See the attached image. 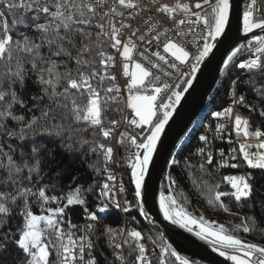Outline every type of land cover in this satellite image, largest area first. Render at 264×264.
I'll list each match as a JSON object with an SVG mask.
<instances>
[{"label": "snow or ice", "instance_id": "6c2138e0", "mask_svg": "<svg viewBox=\"0 0 264 264\" xmlns=\"http://www.w3.org/2000/svg\"><path fill=\"white\" fill-rule=\"evenodd\" d=\"M229 10V0L192 3L174 0L171 4L163 0H0V264H18L16 253L27 257L25 264H99L93 254L94 225L87 223L79 228L83 234L78 237L73 231L78 225L68 220L67 230L63 226L65 209L86 205L82 191L92 192L93 187L76 186L65 197L66 204L49 209L48 215H36L32 211L33 202L43 206L61 199L49 196L47 185L37 187L46 179L45 166L54 155L51 146L58 145L67 157L77 153L102 157L103 169L92 161L88 167L96 173L103 170L112 182L116 176L108 166L115 162L114 148L97 137L111 141L118 136L117 144L134 146L137 152L130 157L131 177L137 206L144 214L145 177L161 134L183 94L192 87L200 64L215 47L213 42L224 33ZM158 15L162 19L158 20ZM198 28L206 32L199 36L204 43L197 53L190 54L182 41L192 36L195 42ZM256 29L264 32V9L257 0H250L243 13V32L253 33ZM247 48L254 58L239 62L236 67L247 70L243 83L255 94L256 103L249 104L243 94L237 96L236 81H232V103L250 112L256 111L258 104L259 115L264 117V36L254 35ZM106 49H114L123 58V74L129 77L126 105L136 117L113 118L107 121V126L106 111L112 104L118 105L120 87L116 76L108 72V68L115 66L116 57ZM240 51L241 48H236L224 60V69ZM134 56L143 62H137ZM182 65H188L191 74L182 71ZM157 72L169 78L176 74L178 82L162 80ZM105 81L109 82L108 86ZM30 88L34 90L31 93ZM162 94H166L167 102ZM160 109L163 111L158 115ZM116 111L120 109L117 107ZM211 115L218 121H226L216 124V138H223L228 122L237 137L244 138L238 149H231L230 160L242 159L249 169L264 171V131H249V120L234 114V107ZM122 121L142 131L147 126L148 134L138 142L137 135L118 132ZM89 132L92 139L86 135ZM249 138L257 143H250ZM199 140L204 145L197 148V154L204 160L199 165L203 170L205 163L213 164L214 157L207 150L211 143L208 135H201ZM224 156L221 151L220 167H239V163H229ZM225 179L233 191H216L209 203H218L228 212L230 209L222 197H234L238 203L253 200L250 175ZM169 181L170 186L176 183L171 177ZM124 190L120 184L118 191ZM116 194L115 183L100 186L101 197L115 208L129 212L131 204L125 200L122 205ZM176 205L174 197L161 194L160 210L164 218L192 232L188 225L197 221ZM261 206L264 207V200ZM108 207L104 203L98 211L105 212ZM84 211L87 220H99L98 214L86 206ZM15 215L23 223L13 231L9 222ZM249 221L254 226L255 218L246 217L237 229L242 227L244 233H249L253 230ZM198 227L194 234L209 242L213 251L232 264H264V245L247 242L223 225L213 228L203 218ZM101 235L113 250L114 264H128L133 253H136L133 264H151L144 244L140 243L143 239L140 231L105 225ZM125 246L129 249L128 256L124 255ZM170 249V245L161 249L159 264H168L169 256L175 257L178 264H188L187 259Z\"/></svg>", "mask_w": 264, "mask_h": 264}, {"label": "trees", "instance_id": "16d2710c", "mask_svg": "<svg viewBox=\"0 0 264 264\" xmlns=\"http://www.w3.org/2000/svg\"><path fill=\"white\" fill-rule=\"evenodd\" d=\"M252 39L247 40L233 59L229 67L221 77L218 88H216L212 94L210 101L214 105V108H222L228 105L232 100V81H236L239 87L236 88L238 95L244 94L249 104L256 103L255 94L250 91L243 83L247 79V70H240L236 68V64L249 60L253 57V52L249 51L247 45ZM109 53L111 49H106ZM2 70V69H0ZM109 82L105 81V86H108ZM31 91H34L30 88ZM117 107L121 110V106L118 104H112L106 111L105 124L110 119H115L120 114V111H116ZM260 111V106L257 104V110ZM264 130V125L262 127ZM89 139H92V133L86 134ZM103 141L102 137H97ZM193 138L190 143L178 150L173 155V163L169 164L166 173L163 177L161 184V193L165 196H172L176 199V208H183L184 211L195 219L203 218L206 221L213 223L214 226L223 225L230 233L238 236L239 238L247 241L264 245V207L261 206V201L264 200V171L251 170L252 184L254 187V197L252 201L236 202L234 197H222L224 204L228 206L230 211L225 212L219 207L218 203H209L213 198L214 192L225 191L231 192L230 186L224 182L223 176L229 172H234L232 167H224L221 169H213L211 167H204L203 170L199 168L198 160L193 155V149L200 144ZM51 151L54 153L51 156L45 166L46 179H44L37 187L47 185V194L49 196L55 195L61 197L57 201H49L41 206L39 202H33L31 207L32 211L36 215H48L49 209H55L62 207L66 204L65 197L76 186H82V189H87L90 186L93 187L92 192L82 191V196L86 200V205H72L65 209L64 225L68 220L72 223H78L83 221V215L85 214V206L91 211V207L95 203V191L99 181L102 179L104 171L96 173L88 167V162L92 161L97 163V166L103 169L102 157L97 159L95 156H85L83 153H77L72 157H67L64 151L58 145H52ZM169 177L176 183L170 186ZM78 178V179H74ZM125 184L127 188V200L131 204V210L133 214L137 216V205L133 196V191L129 181V173L125 174ZM219 185L218 188L215 186ZM211 189V191H210ZM210 214L211 217H205L204 215ZM121 215L117 213H107L104 217L99 218V229L97 238L95 241L94 253L99 261V264H114L113 250L108 246L106 237L101 233L105 225L111 226L114 229L120 227ZM246 217H254L255 224L251 221L248 222L253 230L249 233H244L242 227L237 229L238 225H242V222ZM138 221L143 225L137 216ZM23 223L22 218L19 215H15L9 222L10 228L15 231ZM144 226V225H143ZM145 227V226H144ZM147 228V227H145ZM151 233L154 240L165 247L166 245L160 239L158 234L151 229L147 228ZM128 247L124 248V255L128 256ZM18 264H23V260L26 256L22 253H16ZM133 255L128 258V264H132L131 260ZM55 259V256L51 257ZM168 264H178L175 257H168Z\"/></svg>", "mask_w": 264, "mask_h": 264}, {"label": "water", "instance_id": "95a60500", "mask_svg": "<svg viewBox=\"0 0 264 264\" xmlns=\"http://www.w3.org/2000/svg\"><path fill=\"white\" fill-rule=\"evenodd\" d=\"M229 3V23L224 33L213 42L215 47L200 64L199 70L194 74L192 87L183 94L161 134L145 177L144 214L140 213L137 206V216L141 223L156 232L166 246L170 245V250H175L179 256L187 259L188 264H232L218 252L213 251V246L209 242L198 238L194 230L189 232L187 228L172 224L164 218L160 210L161 184L170 159L189 127L203 111L211 93L226 71L223 67L224 60L236 48L242 49L243 44L254 35L264 34L259 29L248 34L243 32V13L247 10L250 0H229ZM131 172L132 169L129 172V181L137 204Z\"/></svg>", "mask_w": 264, "mask_h": 264}, {"label": "built area", "instance_id": "2783aa9c", "mask_svg": "<svg viewBox=\"0 0 264 264\" xmlns=\"http://www.w3.org/2000/svg\"><path fill=\"white\" fill-rule=\"evenodd\" d=\"M163 2L171 4L174 2V0H163ZM184 2L192 3V2H194V0H184ZM257 2L259 5H261L262 9H264V0H257ZM147 14L148 13H144V15H147ZM156 18L158 20L162 19L159 15ZM164 19H166V18H164ZM133 23L135 25L136 22H133ZM200 35H206V32H203V31H201V29L198 28L197 29V38H196L195 42L193 41L192 36H188L185 38L184 41H182V43L185 44V47L190 51V54L197 53L198 47H202L204 40L199 39ZM125 36L127 37V33H125ZM261 36H264V34ZM109 54L115 56L116 60H115V66L108 68V72H109V74L116 76V78H117L116 83L120 87V96H119V103L118 104L121 106V110H120V114L115 119H121L122 117H128L130 119L136 118L134 113L132 112V110L130 108H128L126 105L127 97L129 95V92L127 89V83L129 81V77H126L123 74V59L115 52L114 49H111ZM134 59L137 62H143L139 56H134ZM190 59H191V57H190ZM130 67H131V65H130ZM236 68L240 69L238 67H236ZM181 70L184 72H187L189 74L191 73V68L188 65H182ZM156 74L161 75L162 80H166L167 82H169L171 84H175L176 82H178L176 74H173V76L171 78L165 77V76H163L162 73H159V72H157ZM185 78H187V77H185ZM237 80H236V82H237ZM216 88H218V84L214 88V90ZM232 90H233V87H232ZM236 94H237V92H236ZM237 96H239V95L237 94ZM162 98L164 99L165 102H167L166 101V94H162ZM210 98H211V95H210L203 111L200 113V115L198 116L196 121L192 124V126H190V128L188 129V131L186 132V134L182 138L181 142L179 143L177 150L182 149L184 146H186L188 143H190L193 138H197L196 140L198 142H200V144H198L193 149V155L197 158L198 164L200 165V163H204V160L200 155L197 154V148L203 147L204 145L199 140V137L201 135H208L211 143L208 146L207 150L212 152L213 157H214V162L212 165H207L205 163V167H211V168L217 169V170L224 168V167L219 166V161L221 160L220 152L223 151L225 154L224 159L228 160L229 163H239L238 168H232L233 170H235L234 172H229L228 174H225L223 176V179L225 182H227L225 177H228V176H241V175H243V176H249L250 175L251 176V170H256V169H249L246 166V164L243 162L242 159H240L238 161H231L230 160L231 149L232 148H236V149L239 148V143L244 139L243 136L241 135L240 137H237V134L235 133V131L232 128V124L230 122H228V129L225 133H223V138H216V135H217L215 133L216 124L217 123H224L226 121L224 119H221L219 121L216 120L211 115V113H213L215 111H222L223 109L228 108V107H234V114H239V115H241L242 118H246L249 120V122H250L249 131H255L256 129H260V130L264 131L262 129V127L264 125V117H261L259 115V112H255V111L250 112L248 108H245V107H242L239 105L233 106L232 100L225 107L216 109V108H214V105L210 101ZM160 103H161V99H158L157 104H160ZM162 111H163V109H160V111L158 112V115H160L162 113ZM106 126H107V124H106ZM118 132H128L130 135H137L139 138L138 139V142H139L140 139H143L145 137L146 133L148 132V127L145 126L143 131H142L141 129L134 128V126L129 127L127 124H125L122 121L121 126L118 129ZM117 138H118V136H117ZM117 138H114L111 141H104V140L102 141L106 144L110 143L111 146L114 148L113 159L115 162L109 164L108 167H109V171L113 175L116 176V181L115 182L108 181L107 180V173L104 172L103 177L99 181L98 186L96 188L95 203L91 207L90 212H96L98 214L99 218L104 217L109 212L110 213L114 212V213L121 215L120 227L125 228L128 231H131L133 229L140 231L142 233V236H143V239L140 241V243H143L146 250H147V258L151 261V264H159L160 252H161V249L163 248V246L160 245L159 243H157L154 240L151 233L147 230V228H145L143 225H141L139 223L137 216L130 211L124 212L121 209L115 208L114 205H112L109 201H106L105 198H103L99 195L100 186L103 183H109L110 186L113 183H115V185L117 186L116 199H118L122 205L124 204V201L127 200V188H126V184H125V174L129 171V169L131 167L132 161H131L130 157H132L137 152V149H135L134 146H123V145L117 144V142H116ZM249 142L252 144L257 143V141L254 138H249ZM252 150L255 151V148H253ZM225 167H228V166H225ZM250 183L252 184V179L250 180ZM120 184H122L124 189H125L123 193H120L118 191V187ZM253 189H254V187H253ZM104 203L109 204L107 211L99 212L98 211L99 207L103 206ZM87 223H92L94 225V233L92 234V239L95 242L96 238H97V234H98V229H99V221L93 222V221L87 220L86 214L83 216V221L78 222V223H73V224H76L79 226L78 229H75L73 231H75L77 237L82 235L83 233L79 230V228H83ZM64 228H65V230H67V224L65 225ZM93 254L95 255L94 252H93ZM135 255H136V253H133V258L131 260L132 264H133V260H134Z\"/></svg>", "mask_w": 264, "mask_h": 264}, {"label": "rangeland", "instance_id": "374dc122", "mask_svg": "<svg viewBox=\"0 0 264 264\" xmlns=\"http://www.w3.org/2000/svg\"><path fill=\"white\" fill-rule=\"evenodd\" d=\"M122 58V57H121ZM123 59V58H122ZM177 209H180V208H177ZM205 217H211V215L210 214H208V215H204ZM191 217V216H190ZM192 219H194V220H196L197 221V224H189L188 225V227H190V228H192L194 231H198L199 230V227H198V225L201 223V218H199V219H195V218H193V217H191ZM203 222H205L206 224H208L209 226H211V227H213V228H218V226H214V224L213 223H210V222H208V221H206L205 219H203ZM96 238V237H95ZM125 254V253H124ZM26 258V257H25ZM26 262V260L24 259L23 260V264Z\"/></svg>", "mask_w": 264, "mask_h": 264}, {"label": "crops", "instance_id": "0c3cea01", "mask_svg": "<svg viewBox=\"0 0 264 264\" xmlns=\"http://www.w3.org/2000/svg\"><path fill=\"white\" fill-rule=\"evenodd\" d=\"M25 260H27V257L25 258ZM25 264V263H24Z\"/></svg>", "mask_w": 264, "mask_h": 264}]
</instances>
